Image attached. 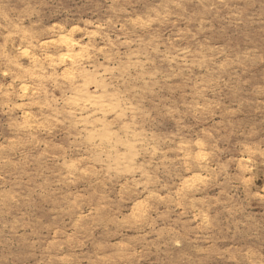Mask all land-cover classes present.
<instances>
[{"label": "rangeland", "instance_id": "obj_1", "mask_svg": "<svg viewBox=\"0 0 264 264\" xmlns=\"http://www.w3.org/2000/svg\"><path fill=\"white\" fill-rule=\"evenodd\" d=\"M0 264H264V0H0Z\"/></svg>", "mask_w": 264, "mask_h": 264}, {"label": "bare ground", "instance_id": "obj_2", "mask_svg": "<svg viewBox=\"0 0 264 264\" xmlns=\"http://www.w3.org/2000/svg\"><path fill=\"white\" fill-rule=\"evenodd\" d=\"M63 38V37H62ZM67 42V41H66ZM27 53H29L28 51H27Z\"/></svg>", "mask_w": 264, "mask_h": 264}]
</instances>
